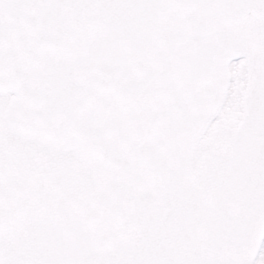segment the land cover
<instances>
[{
    "label": "rangeland",
    "instance_id": "rangeland-1",
    "mask_svg": "<svg viewBox=\"0 0 264 264\" xmlns=\"http://www.w3.org/2000/svg\"><path fill=\"white\" fill-rule=\"evenodd\" d=\"M161 1L0 0V23L32 42L12 67L24 91L20 116L11 112L16 96L0 101V145L63 160L77 205L62 214L11 215L0 228V264H137L135 226L159 215L165 189L184 228L189 218L228 206L212 180L197 182L212 140L232 142L250 164L256 148L264 176V0L254 2L257 17L240 23L225 20L243 0ZM61 85L73 88L57 115L68 139H54L48 150L14 123L41 114L27 105L37 86L57 97ZM262 209L256 241L264 240Z\"/></svg>",
    "mask_w": 264,
    "mask_h": 264
},
{
    "label": "flooded vegetation",
    "instance_id": "flooded-vegetation-1",
    "mask_svg": "<svg viewBox=\"0 0 264 264\" xmlns=\"http://www.w3.org/2000/svg\"><path fill=\"white\" fill-rule=\"evenodd\" d=\"M254 2L243 0L236 15L225 22L240 23L250 17H257ZM5 11V8H0L1 14ZM4 18L7 19L6 16ZM24 35L18 30L6 29L0 23V101L4 93L16 96L17 103L11 112H16L17 116L21 114L19 98L24 96V91L18 81H14L19 70L12 67L21 61L32 44L29 35L22 38ZM13 41L18 45L17 48L11 47ZM72 89H64L61 85L57 89V97H52L55 91L46 86H37L35 98L27 105L41 114L32 120L23 121L20 127V121H17L14 131L21 129L25 130V134L33 132L39 135L48 150L52 149L54 139L67 141V124L65 119L57 115L63 106L67 108V102L72 101L61 98ZM9 130H12L11 126ZM230 144L232 142H226V145L219 142L217 145L214 140L208 143L201 152L197 179V182L212 180L208 182L214 183L216 190H222L228 206L211 213L214 217L210 218L215 220L213 224L209 222L207 225L208 216H203L189 218L192 222L184 228L178 222L175 211L176 198L165 191L166 204H162L159 215L145 218L142 224L135 226L137 239L133 244V253L138 258L137 264H264V240L252 238L253 227L260 224L257 223L259 207L264 211V176L260 170L259 152L253 148L255 159L250 164L244 152H233ZM0 146V228L9 227L13 214H62L77 207L75 196H71L75 183L69 179L71 176L63 160L38 154L29 147L12 144ZM136 149V157L143 164L139 148ZM249 165L251 172L240 174L239 170L249 169ZM103 201L109 204L107 198Z\"/></svg>",
    "mask_w": 264,
    "mask_h": 264
},
{
    "label": "bare ground",
    "instance_id": "bare-ground-1",
    "mask_svg": "<svg viewBox=\"0 0 264 264\" xmlns=\"http://www.w3.org/2000/svg\"><path fill=\"white\" fill-rule=\"evenodd\" d=\"M160 2H162V1L159 0V7H161V6H160ZM161 4H162V3H161ZM150 15H151V13H148V16H150ZM160 21H162V18L159 16V22H160ZM138 25L142 26L141 23H140V21H139V24H138ZM69 245H70V244H69Z\"/></svg>",
    "mask_w": 264,
    "mask_h": 264
}]
</instances>
